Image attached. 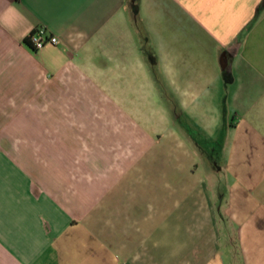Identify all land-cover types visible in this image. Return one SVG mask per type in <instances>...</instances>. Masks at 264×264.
<instances>
[{"label": "crops", "instance_id": "1", "mask_svg": "<svg viewBox=\"0 0 264 264\" xmlns=\"http://www.w3.org/2000/svg\"><path fill=\"white\" fill-rule=\"evenodd\" d=\"M0 264H264V0H0Z\"/></svg>", "mask_w": 264, "mask_h": 264}, {"label": "built area", "instance_id": "2", "mask_svg": "<svg viewBox=\"0 0 264 264\" xmlns=\"http://www.w3.org/2000/svg\"><path fill=\"white\" fill-rule=\"evenodd\" d=\"M58 42V37L44 26L35 28L27 38V43L35 50L43 49L49 44L55 45Z\"/></svg>", "mask_w": 264, "mask_h": 264}, {"label": "rangeland", "instance_id": "3", "mask_svg": "<svg viewBox=\"0 0 264 264\" xmlns=\"http://www.w3.org/2000/svg\"><path fill=\"white\" fill-rule=\"evenodd\" d=\"M153 108H151V110H152ZM152 118L154 117V116H151ZM156 117V116H155Z\"/></svg>", "mask_w": 264, "mask_h": 264}]
</instances>
